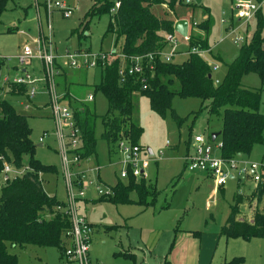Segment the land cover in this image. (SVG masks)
Here are the masks:
<instances>
[{"label": "rangeland", "instance_id": "374dc122", "mask_svg": "<svg viewBox=\"0 0 264 264\" xmlns=\"http://www.w3.org/2000/svg\"><path fill=\"white\" fill-rule=\"evenodd\" d=\"M47 1L9 0L0 15V98L9 101L17 113L27 116L29 137L34 145L33 157L43 164L54 166L56 170L53 174H39L42 187L47 195L64 202L67 192L56 127L50 117L51 94L43 82L35 84L36 90L30 100L26 94H11L6 79L10 81L20 69L15 58L24 45L34 50L38 39L41 36L47 37L49 33L52 45L60 56L66 50L73 53L77 49L105 54V82L114 81L113 73L124 69L126 60L119 53L121 39L115 43L114 35L105 32L109 13L86 15L93 0H49L50 30L47 27ZM184 1L174 0V15L184 16L189 22L188 35L191 33L206 37L212 54L216 57L205 53L204 59L209 65L218 66V70L212 72V77L221 81L226 65L238 55L243 43L250 41L259 13L262 15L259 33L264 37V5L257 10L255 18L245 22L236 17V9L232 7L231 0H200L199 4L195 0H190L189 4ZM55 2H63L69 6L72 9L70 15L63 16L54 7ZM166 10L168 11L166 7L160 5L153 7L157 16L163 15ZM205 20L209 22L207 33L197 26ZM175 37L177 50L187 52L188 42L177 33ZM238 38L244 41L238 42ZM170 49L171 44L167 43L163 52L168 53ZM33 54L27 71L33 77L41 78L44 75L42 60L35 52ZM184 57L185 55H179L173 60L179 61ZM56 63L63 71L55 77L56 97L61 106L67 105L61 99L64 87L73 98L84 100L87 94H93L92 86L101 81V70L97 67L72 69L62 57H57ZM242 82L248 87L264 88V76L259 77L255 73L243 76ZM200 104V99L196 97L173 96L171 107L183 119L178 124L172 119L170 111L164 117H159L150 109L146 97L138 92L132 94V120L142 128L138 144L142 149L148 148L152 152L151 156H141L148 161L144 169L146 183L149 187L154 185L156 190L153 203L147 206L137 202L138 196L134 191L129 193L128 203L115 204L109 200H97L99 194L96 187L105 192L119 180V170L122 167L119 159L122 155L117 147L116 152L108 153L107 145L101 139L100 118L95 119L94 154L81 159L79 165H74L71 170L72 175L83 172L85 179L92 183L85 189L83 198L76 200L77 212L85 216L94 227L88 249L92 260L102 264H185V259L189 261L194 257L193 264H222L223 261L241 257L240 264H264V237L246 239L218 236L229 213L233 195L236 191L244 197L249 195L254 182L248 177L239 183L236 179H228L219 189L214 179L206 176L205 172L189 171L185 167L188 139L194 134L209 136L221 128L220 118L209 116L204 109L193 119V113L199 109ZM91 105L97 116L105 113L106 100L99 90L93 94ZM259 111L264 113V91ZM43 132L48 134L43 137ZM62 134L67 159L72 161V150L80 142L75 137L72 148L69 145V129H63ZM40 137L41 142L38 140ZM219 142V137L211 142L216 156L220 155V148L214 147ZM22 159L25 167L28 155H23ZM241 159L264 166V143L255 144L250 153ZM24 167L19 171L11 167L10 177L22 172ZM96 167H100L101 182L97 181L95 171L91 170ZM126 180L120 179L121 182ZM2 184L0 175V187ZM78 191L73 187V194L77 195ZM147 201H151V198L147 197ZM255 204L254 200H243L238 216L251 218ZM10 250L17 253V264H60L57 247L27 245ZM125 253L132 256L124 255Z\"/></svg>", "mask_w": 264, "mask_h": 264}, {"label": "trees", "instance_id": "16d2710c", "mask_svg": "<svg viewBox=\"0 0 264 264\" xmlns=\"http://www.w3.org/2000/svg\"><path fill=\"white\" fill-rule=\"evenodd\" d=\"M8 1L0 0V15ZM158 5L166 7L168 11L157 16L153 7ZM105 12L109 13L105 32L114 35L115 43L121 39L119 53L125 57L126 66L131 57L150 55L151 58L146 59L142 74L126 72L121 82L117 80L116 72L113 73V82L103 81L107 67H100L101 81L92 86V91L94 94L99 90L106 100V111L101 116L95 114L91 101L75 99L64 90L62 99L73 111L80 142L73 152L80 159L94 154L93 127L97 117L102 126L101 139L106 143L108 153L116 152L120 141L144 150L138 144L142 128L132 120L134 92L146 97L150 109L159 117H164L170 111L172 119L178 124L183 119L172 109V97L199 98L201 104L193 113V119L203 109L209 116L220 118L221 128L217 137L223 158L246 156L255 144L264 143V113L259 111L264 88L248 87L241 83L242 77L249 73L264 76V37L259 33L262 20L260 13L256 16V28L250 41L243 43L238 55L226 65L222 80L216 84L211 65L198 53L191 52V48L208 50L207 55L214 57L206 37L189 33L187 54L182 60L174 61L172 58L167 62L158 55L167 44L165 35L173 32L176 18L174 0H93L86 15L99 16ZM197 26L207 33L209 22L205 20ZM148 66L152 67L151 70ZM59 69L58 75L63 73L60 65ZM7 83L11 94L27 95L23 85L13 84L9 80ZM29 134L27 116L17 113L9 101L0 98V175L4 163L19 171L24 167L23 155H28L24 170L10 177L0 187V264H17L18 255L10 248L21 249L27 245L57 247L61 258L63 234L69 227L67 216L55 211L56 205L63 201L47 195L39 178V174L56 173L55 167L33 157L34 145ZM191 138L186 143V151ZM127 170L126 182H121L119 178L110 187L112 194L100 195L97 200L128 203L129 193L134 191L138 196L137 202L145 206L152 204L156 195L154 185L149 187L145 177L136 178L129 167ZM147 197L151 201H147ZM246 199L256 203L251 220L238 216L239 206ZM219 236L246 239L264 237V171L249 195L244 197L239 191L233 195ZM124 255L132 256L128 253ZM241 262V257H238L223 264Z\"/></svg>", "mask_w": 264, "mask_h": 264}, {"label": "built area", "instance_id": "2783aa9c", "mask_svg": "<svg viewBox=\"0 0 264 264\" xmlns=\"http://www.w3.org/2000/svg\"><path fill=\"white\" fill-rule=\"evenodd\" d=\"M185 3H190V0H185ZM118 2L116 3V6ZM231 5L236 9V17L239 20H245L248 22L255 17V14L261 5H264V0H231ZM54 7L58 8L62 15L68 17L71 13V8L63 2H55ZM47 8V27L50 30L48 14L50 9L49 0L46 2ZM114 9L111 10L113 12ZM190 26V24H189ZM176 32L165 35V41L171 44V49L168 53L161 50L158 55L164 61H171L174 55L178 54L176 48L177 41L175 37ZM189 35L183 36L182 39L188 42ZM238 42L243 41L242 38L237 39ZM42 60L44 75L41 78L33 77L28 71L27 66L30 64L33 53ZM191 52L198 53L202 57L208 51L197 48H191ZM187 54V52H185ZM57 57L66 59L68 65L72 69L81 68H100L105 66L106 55L99 53L93 54L84 50L77 49L73 53H69L67 50L63 55H58L56 48L53 47L50 35L47 37L41 36L37 41V46L33 50L27 45H24L19 55L16 56L17 65H19V71L15 76L11 78V82L16 85H23L26 88L27 98L34 95L36 87L35 84L43 82L47 86L49 93L51 94L50 102V117L55 123L57 139L59 141L62 171L67 192L66 201L56 205L55 211L63 213L69 220V227L63 234L64 249L61 254L60 264H102L96 260H92L89 256V244L92 239L94 227L85 219V217L77 212L76 200L82 199L85 189L92 184L91 181L86 180L83 172L72 175L71 170L74 165H79L81 160L73 151L74 159L68 161L66 156V145L63 143V129H69V136L71 141L69 145L73 148L75 145L74 138L77 137V128L73 118V111L71 108L61 106L59 99L56 97V84L55 77L59 74V65L56 63ZM125 58V57H124ZM151 56L131 57L129 59V65L124 69L116 71L117 80L123 81L124 76L127 74H142L144 71V65L146 59H150ZM211 71L214 72L218 69L216 64H210ZM151 70V66H148ZM8 82V79H6ZM217 84L219 81L214 79ZM145 88V86H143ZM62 99V98H61ZM87 101L93 100V94L89 93ZM48 133L43 132V137ZM42 138H39L41 142ZM211 138L202 134H194L191 138L188 150L185 152L184 163L185 167L189 171H201L205 172L207 176L214 179L216 187H222L228 179H236L238 182L244 181L247 177L251 179L254 184L259 181L264 166L253 162L243 161L241 156L223 158L221 155L216 156L213 153V147L211 146ZM221 143L217 146L220 148ZM79 147V146H78ZM77 147V148H78ZM119 153L122 155L121 164L122 167L119 170V178L125 179L128 175L127 168L129 167L134 177L139 178L144 176V169L148 165L146 158L141 157L147 155V151L141 150L138 146H131L124 141H120L117 145ZM11 166L7 163L3 164L1 176L2 181L6 182L10 179L9 173L11 172ZM97 168H95L96 170ZM19 172H17L18 174ZM77 188L78 194L75 195L72 189ZM97 193L100 195L109 196L112 194L111 188L103 192L96 187Z\"/></svg>", "mask_w": 264, "mask_h": 264}, {"label": "water", "instance_id": "95a60500", "mask_svg": "<svg viewBox=\"0 0 264 264\" xmlns=\"http://www.w3.org/2000/svg\"><path fill=\"white\" fill-rule=\"evenodd\" d=\"M200 0H195L196 3H199ZM173 31L177 34L186 36L188 34V21L186 19H177L173 23ZM220 132H215L210 134L211 141H213L217 136H219ZM146 151L149 156L152 155L151 151L146 148Z\"/></svg>", "mask_w": 264, "mask_h": 264}, {"label": "crops", "instance_id": "0c3cea01", "mask_svg": "<svg viewBox=\"0 0 264 264\" xmlns=\"http://www.w3.org/2000/svg\"><path fill=\"white\" fill-rule=\"evenodd\" d=\"M175 20H177V19H185L184 18V16H181V15H179V16H177L176 14H175ZM13 27H15V26H13ZM188 29H189V22H188ZM244 41V40H243ZM179 55H186L185 54V52H181V51H178V54H176V55H174V57H176V56H179ZM173 57V58H174ZM59 65V64H58ZM81 69H91V68H81ZM100 69V68H99ZM104 69H105V66H104ZM60 70V69H59ZM101 70V69H100ZM218 70V69H217ZM242 84H243V82H242ZM243 85H245V84H243ZM246 86V85H245ZM64 90H66V91H68V89L67 88H65L64 87ZM69 92V91H68ZM63 94V93H62ZM87 96H88V94H87ZM87 96H86V98H87ZM86 98L84 99V101H87L86 100ZM91 101H93V100H91ZM39 140V139H38ZM39 145H40V143H39ZM152 153V152H151ZM148 154V153H147ZM121 160V158L119 159V161ZM97 169L95 170V169H91V170H93V171H95V173H96V179H97V181L98 182H101L102 180L100 179V167H96ZM89 176V175H88ZM207 176V175H206ZM90 177V176H89ZM199 178H201V177H199ZM237 183H238V181H237ZM115 184V182L113 183V185ZM111 187V186H110ZM237 187H238V185H237ZM219 189H221L220 187H219ZM218 189V190H219ZM250 211L248 210V212L247 213H249ZM251 214H253V212L251 213ZM85 217V216H84ZM240 217V216H239ZM240 218H242V217H240ZM252 218V217H251ZM251 218L249 217V219H246V220H251ZM85 219H86V217H85ZM244 219V218H243ZM87 220V219H86ZM91 224V223H90ZM92 225V224H91ZM93 226V225H92ZM219 236V235H218ZM193 261H194V257H191L190 258V260L188 261V260H186L185 259V264H193ZM183 263H184V261H183ZM223 263H224V261H223ZM222 263V264H223ZM196 264H203V263H201V262H197Z\"/></svg>", "mask_w": 264, "mask_h": 264}]
</instances>
